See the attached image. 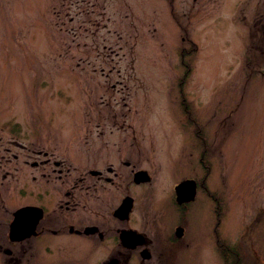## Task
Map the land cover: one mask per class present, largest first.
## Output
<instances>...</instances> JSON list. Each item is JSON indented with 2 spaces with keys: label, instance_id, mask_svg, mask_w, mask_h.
Here are the masks:
<instances>
[{
  "label": "rangeland",
  "instance_id": "1",
  "mask_svg": "<svg viewBox=\"0 0 264 264\" xmlns=\"http://www.w3.org/2000/svg\"><path fill=\"white\" fill-rule=\"evenodd\" d=\"M113 97L137 166L159 185L174 163L165 185L205 176L221 243L264 264V0H0V123L68 138ZM203 198L182 263L228 264Z\"/></svg>",
  "mask_w": 264,
  "mask_h": 264
},
{
  "label": "flooded vegetation",
  "instance_id": "2",
  "mask_svg": "<svg viewBox=\"0 0 264 264\" xmlns=\"http://www.w3.org/2000/svg\"><path fill=\"white\" fill-rule=\"evenodd\" d=\"M124 106L116 97L99 100L86 129L68 138L45 125L0 123V264H183L200 188L219 251L216 198L206 177L165 185L174 163L163 183H154L152 172L137 166L146 153L129 138ZM140 171L147 180H137ZM188 179L197 192L178 202L176 187Z\"/></svg>",
  "mask_w": 264,
  "mask_h": 264
},
{
  "label": "water",
  "instance_id": "3",
  "mask_svg": "<svg viewBox=\"0 0 264 264\" xmlns=\"http://www.w3.org/2000/svg\"><path fill=\"white\" fill-rule=\"evenodd\" d=\"M140 180H147L148 176L146 175V172L140 171L137 173ZM146 175V176H145ZM137 176V177H138ZM177 189V200L179 201H189L192 199L195 195L196 189H195V181L192 179H188L186 181H183L178 184L176 187ZM17 223V219L15 221V224Z\"/></svg>",
  "mask_w": 264,
  "mask_h": 264
},
{
  "label": "trees",
  "instance_id": "4",
  "mask_svg": "<svg viewBox=\"0 0 264 264\" xmlns=\"http://www.w3.org/2000/svg\"><path fill=\"white\" fill-rule=\"evenodd\" d=\"M183 64L185 65V68H186V66H187V64H186V62H184L183 61ZM188 73V68L185 70V75ZM182 81H183V78L181 77V79H180V81H179V83L182 85L183 83H182ZM184 103V102H183ZM185 105V109H184V111L187 113V109H186V104H184ZM224 251V259H225V261L228 263V264H230V262H228L227 261V258H226V256H227V250H223Z\"/></svg>",
  "mask_w": 264,
  "mask_h": 264
}]
</instances>
